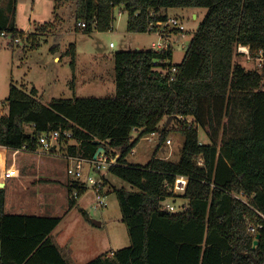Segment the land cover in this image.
Listing matches in <instances>:
<instances>
[{
  "label": "trees",
  "instance_id": "trees-1",
  "mask_svg": "<svg viewBox=\"0 0 264 264\" xmlns=\"http://www.w3.org/2000/svg\"><path fill=\"white\" fill-rule=\"evenodd\" d=\"M74 1L76 30L89 33L112 28L120 5L128 12L131 32L156 31L169 19L160 12L163 7H206L207 12L180 63L170 62L171 46L117 51L112 96L43 101L37 87L27 91L12 83L6 111L0 113V145L33 151L39 133L61 129L72 132L76 141L68 148L75 155L93 157L99 146L114 155L120 148L119 161L109 170L133 187L115 189L131 244L86 264H264V64L247 68L236 59L240 45L256 56L264 50V0ZM16 2L0 7V31L14 42L20 38ZM50 25L45 22L40 29L48 31ZM66 54L75 70L76 45ZM173 65L178 68L171 78ZM170 115L194 117L183 120L179 129L185 135L180 160L154 154L146 164L129 162L144 135L158 132L166 141L170 129L159 124ZM201 125L211 142L200 139ZM134 130L140 132L136 137ZM179 174L189 177L180 195L169 186ZM87 189L86 184H70L66 212ZM242 191L249 202L239 197ZM6 193V186H0V264H69L51 237L63 216L7 212ZM177 196L188 199L185 208L166 209L162 202Z\"/></svg>",
  "mask_w": 264,
  "mask_h": 264
},
{
  "label": "rangeland",
  "instance_id": "rangeland-1",
  "mask_svg": "<svg viewBox=\"0 0 264 264\" xmlns=\"http://www.w3.org/2000/svg\"><path fill=\"white\" fill-rule=\"evenodd\" d=\"M9 3L10 0H4L0 7L8 9ZM75 4L74 0L63 3H59L57 0H17L15 22L19 30L20 42H14L11 34L6 35L0 31V102L2 105L9 94L12 83L29 87L37 84L41 89L39 98L43 101H51L54 97L112 96L116 92L114 56L117 51L137 50V45L141 46L142 49H151L152 41L160 40L159 31L157 30L163 33L172 32L170 42L172 43L173 57L170 62L180 63L187 50V47H183V43L187 46L190 44L207 12L206 7H168L169 17H178L183 23L185 30L182 32L184 34L177 31L171 22H167V24L166 22L160 23L156 31L131 32L127 29L128 12L125 11L123 5H120L114 11L113 28L105 31L94 29L89 33L84 30H76L77 22L73 15ZM196 12L199 14L198 18L194 15ZM45 22L51 23L48 31L40 29V26ZM111 42L115 44V47L111 46ZM71 44L76 45L78 52L76 55L77 64L83 68L82 72H84L82 76L79 75L76 87L72 84L74 70L71 65V55L66 54ZM53 46L59 47V51L54 52L52 50ZM244 46L247 45L240 46L237 49V52H239L236 55L237 61L247 68L262 69L263 65L260 64L258 57L253 55L250 50H244L246 49ZM56 54L60 56L59 59H55ZM88 78L90 79L88 80ZM5 111L4 106L0 108V113ZM183 120L193 121L194 117L187 116ZM183 120L174 117L167 124L168 118L165 117L159 126L170 129L168 138L172 139V144L167 145L164 141H161L159 134L153 136L150 133L146 134L141 137L134 147L136 153L131 152L128 155L129 162L146 164L154 154L173 161H179L185 142V135L179 130ZM225 122H227L226 116L223 120V123ZM26 128L28 131H32L31 125L28 124ZM138 133H140L138 130H134L133 137H136ZM148 136H151V138H148ZM199 137L203 142H211L206 128L202 125L199 126ZM70 141L75 142L76 140L71 138ZM163 146H165V151L162 150ZM64 147L61 150L71 155L69 148ZM0 150H4L0 154L7 158V149L0 147ZM120 152L121 150L118 148L117 154H120ZM14 153V151H10L8 165L16 167L12 160V154ZM86 155L87 157L83 154L80 155L83 160H80L81 162L78 165L85 172L91 173L95 179H98L101 177V173L94 171V156ZM29 157L28 163L34 161L31 156ZM52 161L55 164V171H53L55 176H57V173H64L67 168V159L63 156L54 155ZM47 164L49 165V163ZM103 173L105 179L107 178L105 187L107 204L105 206H96V191L91 184L88 185L86 192L78 199V205L68 212L66 210L69 208V198L65 200L58 191H56L54 204H51V206L43 204L44 207L41 206V212L63 216L54 233V238L63 246L64 254L69 256L66 238H70L71 235L74 237L76 259L73 258L75 256L71 257L72 264H77L78 261L80 263L87 262L91 258L110 251L112 248L114 250L131 244L128 227L122 220V211L115 189L122 187L133 189V187L129 182L116 176L110 170H105ZM8 183L10 185L11 181ZM7 190V196L13 199V194L9 193L10 188ZM34 194L35 191L28 199L32 200L35 197ZM47 196L51 197L52 195ZM35 199H33L34 202ZM49 201L53 202L54 200L51 201L49 198ZM166 202L173 204L176 211H180L182 206L188 203V199L183 196L168 197ZM28 207L25 206L22 210H28ZM83 210L87 212L86 215ZM94 220L101 221L102 224L98 225Z\"/></svg>",
  "mask_w": 264,
  "mask_h": 264
},
{
  "label": "crops",
  "instance_id": "crops-1",
  "mask_svg": "<svg viewBox=\"0 0 264 264\" xmlns=\"http://www.w3.org/2000/svg\"><path fill=\"white\" fill-rule=\"evenodd\" d=\"M75 7H76V4H75ZM195 8H198V7H195ZM167 9H168V7H163V8H161L160 12L163 14H168ZM194 15L197 18L199 17L198 12L194 13ZM168 16H169V14H168ZM113 27H114V23H113ZM168 33H170V35L172 36V32H168ZM137 46H138V48H141V46H139V45H137ZM113 47H115V46H113ZM76 51H77V48H76ZM77 54H78V52H77ZM59 58H60V56L58 54H56L55 59H59ZM82 69L83 68L78 66L77 59H76V65H75V70H74V74H75V81H74V85H73L74 87H76L78 85L79 75L82 76V74L84 73V72H82ZM89 79L90 78H88V80ZM84 81H86V80H84ZM82 83H85V82H82ZM23 86L26 88L27 91H29L33 86H35L38 89V97L41 94V89L39 86H37V84H34L33 86H30V87L27 85H23ZM70 143H72L70 140L68 141V143H61L53 154H43V155H37V156L35 155V153L29 152V151H25V150L16 151L14 149H10V148H7V147L0 145V147H4L7 149V158L4 157L5 158L4 160L6 162V167L9 166L8 165L9 164L8 155H11L10 151L12 150L15 152L14 154H12V157H13L12 160L15 163V166L19 170L18 176H14V177H10V178L5 179L4 176L1 174V173H3L2 170L5 169V168L3 169V163H2L3 160H1V162H0V177L4 178L6 190L10 188L9 193L13 194V196H14L13 199H11V197H8L7 196L8 190H7L6 204H5V208H6L7 212L36 214V215H42V216H53L52 213L41 212V206L44 207L43 204H45V206H48V205L51 206V204H54L55 203L54 198L56 196V191H58V193H61L62 197L65 198V200L68 199L69 198L68 187L70 186V184H73L76 182L73 181L67 175V173H65L66 169L64 171L65 174L62 172V174L57 173V176H55V174L53 173V171H55V169H54L55 164L52 161V157L54 155L63 156L68 161L66 163V165H68L69 163H73V164L78 165V163L81 162L80 160L83 159V158H80V156H78V155H74V154L70 155V154H67L65 151L61 150L64 146L68 147V145ZM164 147L165 146L162 147V150H165ZM4 150H0V153H3ZM60 151H62V152H60ZM0 155H1V157L3 156L2 154H0ZM29 156H31V158H33L34 161L28 163L27 160L30 159ZM36 160H38V161H36ZM47 163H49V165ZM39 165H40V167H39ZM43 165H46V166L44 167ZM9 181H11L10 185L8 183ZM59 190H62V191L59 192ZM34 191H35V194L33 196H35L34 198H36L35 202L33 201V199H34L33 197H32L33 198L32 200H29L30 197L32 196V192H34ZM50 194L52 196L48 197L47 195H50ZM49 198L51 199V201H53V200L54 201L50 202ZM77 205H78V203H77ZM25 206H29L28 207L29 209L28 210H22ZM24 211H28V212H24ZM44 211H46V210H44ZM60 223H59V225H60ZM101 224H102V222H101ZM58 226L51 233V237H52L53 241L60 248L61 252L65 256L68 263L72 264L71 263V259H72L71 257L76 255L75 245H74V237H72V235H71L70 238L69 237L66 238V245H67L66 247L68 248V253H69L68 254L69 256H67L63 252V246H61V244L59 242H57L54 238V233L56 232ZM58 234H59V232H58ZM111 250H113V248ZM0 253H1V242H0ZM73 258L76 259V256ZM92 259L93 258H91L90 260H92ZM90 260H88V261H90ZM87 262L80 263L78 261L77 264H86Z\"/></svg>",
  "mask_w": 264,
  "mask_h": 264
},
{
  "label": "built area",
  "instance_id": "built-area-1",
  "mask_svg": "<svg viewBox=\"0 0 264 264\" xmlns=\"http://www.w3.org/2000/svg\"><path fill=\"white\" fill-rule=\"evenodd\" d=\"M167 22H171L175 26V28H178L181 32L185 30L183 23L180 21L178 17H169V19L166 21V24ZM80 25L82 27H85L86 23L80 22ZM157 31H159L160 40L152 41L151 49L162 50V49H168L170 46L172 47V43L170 42V38H171L170 33H165V32L163 33L160 30H157ZM182 33L184 34V32ZM3 34L5 33L3 32ZM15 42L19 43L20 38H16ZM111 46L113 47L115 46V44L111 42ZM240 46L242 47V45ZM183 47H187V45L183 43ZM257 57L260 60V64L263 65L264 64V50H261ZM177 68H178L177 65H173L170 68L169 73H170L171 78H173V74L177 70ZM163 71L166 72L167 70H163ZM2 106L3 105L0 102V108ZM157 134L159 133L152 132L151 136L157 135ZM151 136H148V138H151ZM71 137H72V132L69 130L62 131L61 129H54L51 131H43L39 133L38 135V144H39L38 147L35 150L29 151V152H32L38 155L53 154L62 142L63 143L66 142L67 139H70ZM165 143L167 145H171L172 139L167 138ZM21 150L27 151L25 147L24 149H20L16 151H21ZM132 153H136L134 148L132 150ZM119 155H120L119 153L113 155L110 152H108L107 149H105V151H102L96 158L94 157V161H95L94 171L101 173V177H99L98 179H95V177L91 173L85 172L81 167H79V165H76L73 163H69L67 165V168H66L67 175L73 181L78 182L81 185L86 184L88 186L89 184H91L95 188L96 197H97V203H96L97 207H102L107 204V201L105 198L106 192H105V187H104V181H105L104 175L105 174L103 173V171L109 170L112 165L116 164L119 161ZM199 163L202 164V160H199ZM2 171H3L2 175L4 176L5 179L19 175L18 168L14 166H7ZM188 183H189V177L187 175L179 174L175 177L174 182L170 184L169 186L174 193L180 195L186 191ZM74 193L76 194L77 191L75 190ZM239 197L244 199L246 202H249V197L244 191H242V193L239 194ZM162 203L166 209L170 211H176L175 206L171 203H167L166 199ZM185 206L186 205H183L181 210H183ZM250 229L252 231L255 230L254 227H250Z\"/></svg>",
  "mask_w": 264,
  "mask_h": 264
},
{
  "label": "water",
  "instance_id": "water-1",
  "mask_svg": "<svg viewBox=\"0 0 264 264\" xmlns=\"http://www.w3.org/2000/svg\"><path fill=\"white\" fill-rule=\"evenodd\" d=\"M139 50V48L137 49ZM175 117V115H170L169 118H168V121H167V124ZM102 151H105V147L104 146H99L98 150L96 151L94 157L96 158ZM1 187L5 186V185H0ZM96 224L98 225H101V221H97V220H94ZM259 237H260V233H257L256 234V238H255V241H254V245L256 246L258 244V241H259Z\"/></svg>",
  "mask_w": 264,
  "mask_h": 264
},
{
  "label": "bare ground",
  "instance_id": "bare-ground-1",
  "mask_svg": "<svg viewBox=\"0 0 264 264\" xmlns=\"http://www.w3.org/2000/svg\"><path fill=\"white\" fill-rule=\"evenodd\" d=\"M242 46H243V45H242ZM244 47H245V46H244ZM245 48H246V49H244V50H249V46H248V47L246 46ZM4 159H5L4 156H2V157H1V160L4 161V162L2 161V163H3V169L6 167V163H5V160H4ZM1 174H2V173H1ZM0 185H5L4 178H1V177H0Z\"/></svg>",
  "mask_w": 264,
  "mask_h": 264
}]
</instances>
